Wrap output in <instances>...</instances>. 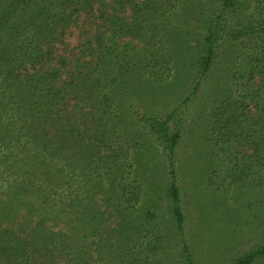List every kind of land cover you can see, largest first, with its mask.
I'll use <instances>...</instances> for the list:
<instances>
[{"label": "rangeland", "instance_id": "374dc122", "mask_svg": "<svg viewBox=\"0 0 264 264\" xmlns=\"http://www.w3.org/2000/svg\"><path fill=\"white\" fill-rule=\"evenodd\" d=\"M254 1L237 7L230 24L248 19ZM173 3L92 0L58 42L41 45L53 49L50 60L17 61L21 80L41 71L60 95L47 151L16 136L17 116L30 118L24 108L9 119L2 114L12 124L9 134L0 132V264H185L169 210L168 164L138 117L164 118L187 98L174 120V166L190 263L234 264L264 246V134L254 123L264 117L261 76H245L246 50L224 37L195 92L205 21L219 4L180 0L172 10ZM119 19L130 35L112 32ZM241 113L243 128H232ZM119 180L137 191L134 207L121 197ZM125 212L139 231L122 220ZM84 214L91 224L81 221ZM252 264H264V255Z\"/></svg>", "mask_w": 264, "mask_h": 264}, {"label": "trees", "instance_id": "16d2710c", "mask_svg": "<svg viewBox=\"0 0 264 264\" xmlns=\"http://www.w3.org/2000/svg\"><path fill=\"white\" fill-rule=\"evenodd\" d=\"M0 1V132L7 131V134H9V128L12 124L11 122L3 124L2 114H6V119H9L8 116L11 118L12 116L8 114L19 113L21 112L20 109L24 108V112L28 113L27 115L30 118L29 120L23 119L22 116L25 115L23 113L17 116V120L21 125L14 129L17 133L16 136L31 139L36 145L34 146L35 149L40 148L41 152L47 151L50 148L49 144L51 147L55 144L51 138H47L46 134L49 132V128L57 124V120H55L56 123H53L50 119L51 116L55 115L54 108H56V104L59 101V87H48L47 75L38 70L27 73L28 76H23L24 80H21L19 73L14 74L17 68L16 63L20 59L22 60L20 66L25 63L34 65L35 62L42 61L44 58L47 61L50 60L51 56H53V49L49 48L44 51L41 45L54 41L58 42L64 34L63 30L65 25H67L66 23L72 20V15L81 10L83 5H90L92 0ZM172 1L174 3L170 5V9L173 10L180 0L178 2L177 0ZM217 1L219 4L218 9H216L213 15L208 16L205 21V56L202 60L201 74L194 87V91L198 90L202 78L212 72L224 37L231 42L239 44L246 50L247 53L245 55L248 65H246L247 72L245 76H248L249 80H252L253 76H261V82L264 85V0L254 1L252 11L247 16L248 19H241L236 24H230L228 20L229 15L235 12L240 5V8L243 5L245 6L246 0ZM159 7L164 8V5L161 3ZM150 16L153 19H159L162 15L153 13ZM16 18L17 20H15ZM19 20H21L20 23L17 22ZM119 25V28L112 31L113 33L131 34V27L126 28L124 22L120 19ZM99 59L100 57L97 58V60ZM23 71L25 72V68ZM21 86L24 87V91H21ZM19 91H21V94H17ZM188 101L189 98L183 100L177 108L164 118L148 116L145 113H142L138 117V122L159 141L168 164V175L170 178L167 190L169 210L181 239L185 264H191V256L189 247L184 241V214L181 191L174 166L175 149L180 138L174 120L181 113V106L185 105ZM238 105L239 107L244 106V102H240ZM235 110H239V108L236 106ZM100 114L102 115V113ZM238 115L233 117L230 122H232V128L242 129V123L238 119L242 116V113ZM27 122L31 124L29 126L30 129L27 126ZM50 122L51 124L48 126L47 123ZM255 122H257L258 133L264 134V117H256ZM60 127L62 126L57 128ZM27 129L33 131V134H29L30 131L27 132ZM249 141L255 154L257 152V149L253 148L255 142L252 138ZM22 147L25 148L26 145ZM118 153L120 152H113L114 155H118ZM8 157L5 156V159ZM118 183L122 186L120 188L121 197L133 206L136 202L135 195L137 191L131 183H123L122 180H119ZM129 214L130 212L123 213L122 220H125L127 224L129 222L133 224V217L128 218ZM79 218L86 224L88 222L89 224L92 223L86 214L80 215ZM133 226H137L138 231L142 227L141 224H133ZM127 229L128 227L123 225L122 232L125 233V236L128 235ZM262 255H264V246L238 259L234 264H252L256 258Z\"/></svg>", "mask_w": 264, "mask_h": 264}]
</instances>
